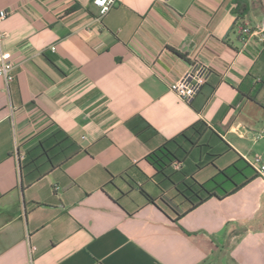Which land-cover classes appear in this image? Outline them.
Here are the masks:
<instances>
[{
  "label": "crops",
  "instance_id": "0c3cea01",
  "mask_svg": "<svg viewBox=\"0 0 264 264\" xmlns=\"http://www.w3.org/2000/svg\"><path fill=\"white\" fill-rule=\"evenodd\" d=\"M92 1L0 0L15 75L0 79V264H264L260 178L177 218L144 161L199 120L230 149L198 183L264 161L262 0L243 21L232 0H116L103 16ZM195 62L210 77L186 104L170 86ZM56 128L80 151L25 183V151Z\"/></svg>",
  "mask_w": 264,
  "mask_h": 264
},
{
  "label": "trees",
  "instance_id": "16d2710c",
  "mask_svg": "<svg viewBox=\"0 0 264 264\" xmlns=\"http://www.w3.org/2000/svg\"><path fill=\"white\" fill-rule=\"evenodd\" d=\"M238 20L247 15L245 0H232ZM243 29V28H242ZM238 99L234 102L237 104ZM229 146L203 121H197L177 136L163 140L144 161L153 169L151 181L165 193L171 188L182 206L177 218L195 209L211 198L222 200L257 178L253 168L243 158H238L227 168L218 171L205 183H198L194 174L223 155ZM79 146L62 130L56 128L29 147L20 164L22 180L29 184L47 175L51 170L75 156ZM175 164L178 168H175ZM134 166L132 170H136ZM140 175H142L140 173ZM140 193L149 201L153 199L142 189Z\"/></svg>",
  "mask_w": 264,
  "mask_h": 264
},
{
  "label": "built area",
  "instance_id": "2783aa9c",
  "mask_svg": "<svg viewBox=\"0 0 264 264\" xmlns=\"http://www.w3.org/2000/svg\"><path fill=\"white\" fill-rule=\"evenodd\" d=\"M116 0H93L92 4L98 8L99 15H105L110 8L115 4ZM165 3L167 0H158ZM8 10H0V24L6 20L10 15ZM248 28H243V34H249ZM4 39V35L0 33V43ZM51 52L55 51V48L50 49ZM14 67L7 60L4 53L0 50V79L3 80L6 87L11 84L14 79ZM210 77L209 70L202 64L195 62L191 67L171 86L172 92L184 103L190 104L194 98L198 95L202 87L207 83ZM264 140V124L258 132L254 134L253 141L258 142ZM246 162L253 168L258 178L264 182V161L260 156L255 155L252 159L246 160ZM175 168L178 165L175 164ZM35 248L30 247V254L34 253Z\"/></svg>",
  "mask_w": 264,
  "mask_h": 264
},
{
  "label": "rangeland",
  "instance_id": "374dc122",
  "mask_svg": "<svg viewBox=\"0 0 264 264\" xmlns=\"http://www.w3.org/2000/svg\"><path fill=\"white\" fill-rule=\"evenodd\" d=\"M261 2H262L263 13H264V0H262ZM259 27L264 28V20H263V22L259 25Z\"/></svg>",
  "mask_w": 264,
  "mask_h": 264
}]
</instances>
